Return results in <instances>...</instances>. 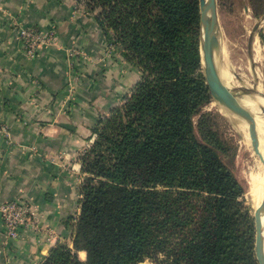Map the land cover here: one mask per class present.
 <instances>
[{
    "label": "trees",
    "instance_id": "1",
    "mask_svg": "<svg viewBox=\"0 0 264 264\" xmlns=\"http://www.w3.org/2000/svg\"><path fill=\"white\" fill-rule=\"evenodd\" d=\"M82 1L141 79L80 157L72 246L39 264H259L220 114L205 111L200 0ZM249 2L264 18V0Z\"/></svg>",
    "mask_w": 264,
    "mask_h": 264
},
{
    "label": "crops",
    "instance_id": "2",
    "mask_svg": "<svg viewBox=\"0 0 264 264\" xmlns=\"http://www.w3.org/2000/svg\"><path fill=\"white\" fill-rule=\"evenodd\" d=\"M31 26L57 33L34 58L19 36ZM73 47L83 55L69 57ZM140 79L82 0H0V204L23 199L38 211L37 223L16 239L6 236L0 216V264H39L57 244L72 246L80 157L100 118Z\"/></svg>",
    "mask_w": 264,
    "mask_h": 264
},
{
    "label": "rangeland",
    "instance_id": "3",
    "mask_svg": "<svg viewBox=\"0 0 264 264\" xmlns=\"http://www.w3.org/2000/svg\"><path fill=\"white\" fill-rule=\"evenodd\" d=\"M83 5H85L84 1ZM262 19L254 16L249 0H218V40L220 46L218 62L220 69H224L222 70L223 72L226 71L230 77L232 76L231 82L234 88L257 89L259 82L256 80H260L264 90V43L261 40L264 25ZM256 45L260 46L261 56L255 62L252 58L254 57ZM117 51L120 54L122 53L118 47ZM112 54L113 47L112 51L108 52L107 55L111 56ZM252 68L254 72H252ZM256 69L260 73V77L257 76ZM249 110L252 112L254 108L251 107ZM205 111L220 114L217 121L228 151L226 162L245 188V193L240 198V201L250 209V212L255 217V209L251 205L248 181L250 174L259 170L261 160L254 146L249 143V135L245 127L250 122L244 117L230 112L224 105L214 100V98L205 107ZM252 114L255 117L256 123H261L256 117L257 114L255 112ZM77 216L75 214L73 219ZM80 257L83 260L86 259V255L84 254H80ZM140 264L157 263L154 260L147 259Z\"/></svg>",
    "mask_w": 264,
    "mask_h": 264
},
{
    "label": "water",
    "instance_id": "4",
    "mask_svg": "<svg viewBox=\"0 0 264 264\" xmlns=\"http://www.w3.org/2000/svg\"><path fill=\"white\" fill-rule=\"evenodd\" d=\"M201 8V53L205 73L210 85L213 98H215V90H217L226 103L242 114L248 120L253 128V141L256 153L260 156L264 163V146L262 139L258 133L256 120L252 112L244 107L242 103L228 90L222 77V70L218 62V54L220 50L218 40V0H200ZM205 42V43H204ZM248 92L258 93L257 89H244ZM264 215V210L262 212ZM256 237H255V253L259 264H264V221L260 222L255 214Z\"/></svg>",
    "mask_w": 264,
    "mask_h": 264
},
{
    "label": "built area",
    "instance_id": "5",
    "mask_svg": "<svg viewBox=\"0 0 264 264\" xmlns=\"http://www.w3.org/2000/svg\"><path fill=\"white\" fill-rule=\"evenodd\" d=\"M19 36L24 50L30 58L36 57L42 47L54 45L57 41L55 30L45 31L35 26L20 28ZM67 53L69 57L83 55L82 50L76 47L68 48ZM68 91L70 96L73 95L75 91L74 79L70 80ZM0 216L6 236L16 239L21 235L23 228H28L37 223L38 211L31 202L19 199L1 203Z\"/></svg>",
    "mask_w": 264,
    "mask_h": 264
},
{
    "label": "bare ground",
    "instance_id": "6",
    "mask_svg": "<svg viewBox=\"0 0 264 264\" xmlns=\"http://www.w3.org/2000/svg\"><path fill=\"white\" fill-rule=\"evenodd\" d=\"M218 32H219V27H218ZM254 52H255L254 57L252 59L255 60L256 62V60L259 59L261 56V49L259 45L255 46ZM257 69H258V66H257ZM257 69L255 72L257 73V76L260 77V73L258 72ZM252 72H254V69L252 70ZM222 77H223L224 83L226 84V87L228 88V90L240 101V103H242L244 107L248 109H251V107L254 108L252 113L255 112L257 114L256 117L258 121L261 122V123H256V125L258 128V133L262 139L263 146H264V90L262 88L263 84H261L260 80H256L257 82H259V86L257 88L258 93L257 92L252 93L244 89L234 88L231 82L232 76L230 77V75L226 71L222 72ZM214 100L224 105L230 112L240 117H243L242 114H240L239 112L231 108L226 103V101L221 97L220 93L217 90H215ZM245 129L247 130V133L249 135V143H251L254 146L255 143L253 141V128H252L251 123L246 125ZM259 167L260 168L258 171L252 172L250 174L248 183H249V194L251 196V205L255 209L256 216L259 218L260 222H262L264 221V215L263 213H261L262 209L264 210V163L262 162V160H261Z\"/></svg>",
    "mask_w": 264,
    "mask_h": 264
}]
</instances>
